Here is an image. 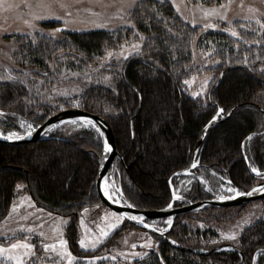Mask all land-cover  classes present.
<instances>
[{
  "label": "trees",
  "instance_id": "trees-1",
  "mask_svg": "<svg viewBox=\"0 0 264 264\" xmlns=\"http://www.w3.org/2000/svg\"><path fill=\"white\" fill-rule=\"evenodd\" d=\"M130 19L132 31L123 29L129 37L134 32L142 34L140 54L127 62L112 85L88 88L79 108L103 117L113 129L123 156L116 162L114 176L125 199L140 210L165 208L171 201L169 179L190 166L205 125L219 108L225 111L207 132L199 152L201 166L189 177L191 184L180 188L186 178H175L173 184L192 202L210 199L195 179L200 171L216 172L240 190H251L258 181L251 168L264 174V39L252 38L243 46L221 28L204 32L183 22L171 5L157 0L139 1ZM115 33L71 32L65 41H53L39 32L10 34V38L36 41L19 42L15 59L21 60V67L42 71L57 51L73 50L94 60L117 49L124 39L119 31ZM209 51V60H202ZM209 73L213 80L207 92L194 98L185 81ZM27 96V86L20 81L0 84L4 111L16 103L22 106L19 101ZM22 113L34 116L25 109ZM49 117L36 120L41 125ZM5 123L10 121L0 120ZM66 126L50 134L54 138L49 140L18 146L0 143V223L21 193L17 185H22L38 206L71 217L67 236L71 249L79 253V214L101 204L96 185L103 140L85 124L78 123L73 132ZM192 214L177 216L167 239L150 233L158 239L159 248H152V254L139 264H264V220L247 228L240 245L232 250L203 251L189 245L199 241V232L193 234L185 224Z\"/></svg>",
  "mask_w": 264,
  "mask_h": 264
},
{
  "label": "rangeland",
  "instance_id": "rangeland-1",
  "mask_svg": "<svg viewBox=\"0 0 264 264\" xmlns=\"http://www.w3.org/2000/svg\"><path fill=\"white\" fill-rule=\"evenodd\" d=\"M139 1L142 0H58L52 3L49 9L37 7V0H0V76L12 75L16 78L14 80L24 81L23 84L28 90V96L19 101L22 106L16 103L4 111L5 116H0V120L10 121L5 125L0 124V132L7 134L10 131H18L24 136L27 124L33 125V131L39 125L36 119L76 107L73 101H79L81 106V99L88 88L108 87L119 79L124 66L140 54L144 43V37L141 40L142 34L139 32H134L130 37L127 35V30L134 28L130 13ZM157 1L171 5L183 22L192 27L201 28L204 32L221 28L228 29L226 32L231 36H233L232 31L239 33V36H234V38L243 46L246 45L243 42L252 38L256 41L264 39V0ZM60 3L66 4L67 7H60ZM222 4L225 7L221 8ZM28 5L32 6L28 7ZM210 9H217L218 13L206 14ZM250 9L256 11H250ZM49 12L63 19L49 16ZM69 12L70 16L67 15ZM222 15H225L227 19H221ZM36 17L47 18L37 19ZM52 23L55 25L49 26ZM206 24H215L216 27H205ZM57 28H63V30L53 34V30ZM97 29L112 33L119 31L121 34L119 36L124 39L116 45L117 49L110 50L113 52L111 58L107 57V52L101 57L89 60L73 50L57 51L48 68L42 71L21 67L19 63L21 60L15 59L19 53V42L26 41L27 44L29 39L10 38V34L32 35L39 32L44 34V37L52 38L53 41H65L68 33ZM29 41L33 44L36 42L33 38ZM133 44H138L139 48L130 47ZM122 47L124 55H120ZM210 52L205 56L202 55V60H209ZM212 76L211 73L203 76L195 75L188 81V88L194 98L207 92V85L213 80ZM105 77H108L107 81ZM205 80L207 84L204 83ZM6 82L9 80H2L0 84ZM63 93H68V95ZM22 109L33 113L34 116L23 115ZM78 123L85 124L78 121L77 124L65 123L55 127L49 135L66 124L67 131H77ZM103 150L100 162L104 157ZM195 179L200 182L210 198H215L220 193L230 197L235 196L234 193L228 192L229 187L235 186L232 183L229 184L230 180L221 174L200 171V175ZM204 181L207 183L205 184ZM191 182V178L185 179L180 184V188L188 187ZM106 187L113 199L121 200L119 190L122 191V189L115 177L108 179ZM209 188L212 191H208ZM20 190L21 193L15 198L7 216L0 223V245L7 247L11 243H16L17 240L34 245L31 254L22 257L24 264H67L66 257L59 254L61 246L58 241L61 238L68 241V250L77 258L72 264H139L152 254V248H159L157 238L144 230L130 227V223L124 218L116 228L109 229L108 225L114 222L111 216L113 211L101 203L85 208L87 211L83 210L79 214L77 221L79 253H75L70 247L67 236L71 217H63L67 223H62L60 219L62 216L38 206L32 196L25 192L24 186L20 187ZM239 191L244 192L240 189ZM13 205H16L15 210H13ZM208 208L202 213H193L185 220V224L190 226L193 234L199 232V241H193L189 245L203 251L216 248L225 251L232 250L240 245L241 235L247 228L264 220V199L239 207ZM245 220L248 223H245ZM162 222L159 223L163 224ZM102 229L109 233L106 237L100 236ZM40 232L44 235L40 236ZM233 232L237 233L235 239H227L221 235ZM97 237H99V242L95 248L89 246L85 249L79 244L80 239H85V243L91 245ZM45 243L55 244V251L51 249L45 251L43 249ZM149 243L151 247L148 246ZM26 251L28 250L23 248L10 250L8 254L0 255V264H16L15 260L9 259L8 256L22 254ZM136 253L141 255L137 256Z\"/></svg>",
  "mask_w": 264,
  "mask_h": 264
},
{
  "label": "water",
  "instance_id": "water-1",
  "mask_svg": "<svg viewBox=\"0 0 264 264\" xmlns=\"http://www.w3.org/2000/svg\"><path fill=\"white\" fill-rule=\"evenodd\" d=\"M63 30V28H60ZM223 115V113L220 114V117ZM87 117L91 118L92 120L96 121L97 124L100 125V127L103 130L104 136L102 139L106 138L109 142V144L112 146V151L105 153L103 150L104 157L101 161L100 165V171H99V176L97 180V194L99 196L100 202L105 205L107 208L112 210L113 212L117 214L121 213H127L128 216L123 217L126 219L129 223L133 224L134 226L157 236H161L164 238H168V233L172 229L175 218L179 215H186L189 213H195L203 210L204 208L207 207H217V208H231V207H239L243 206L258 200L264 199V192L260 191H255L252 195H240V196H232L231 199L227 200H218L215 198H210L206 200H201L197 202H189L188 204L177 206V203L180 201H183L184 199L180 200H173L172 196V191L173 189L176 190L175 185L173 184V180L176 178L177 180H181L182 178H187L191 177L194 175L195 170H197L201 166V158L199 156V152L202 148V145L204 143V140L206 138L207 132L209 128L217 123L220 119L217 118L206 130L205 128L203 129L201 138L196 146L192 161L190 166H188L185 169H189V172H185V169L179 170L176 173L173 174V176L169 179V187L171 191V201L173 203L172 208H168L167 206L163 209L159 210H140L136 208L135 206H132L129 204L127 201L126 203L123 202H114L115 199H109L108 196L105 195V180L108 181L109 178H111V174L113 173V169L115 167L116 161L123 160V156L120 154L117 145H116V138L115 134L113 132V129L111 128L110 124L101 116L88 112L83 109L79 108H71V109H66L62 110L52 116H50L44 123L39 125L34 131H32L31 136H23L22 139H13V140H8L4 136H0V143L6 144V145H25L33 142H38V141H44V140H49L51 137L49 135L50 131H52L55 127H52V125H62L65 123H69V121L76 120L78 122H83L81 118ZM61 121H64V123H61ZM85 123V122H83ZM209 124V123H208ZM6 135V134H5ZM198 150V151H197ZM106 157V158H105ZM198 161L196 164V167H192V164ZM260 182L256 184L253 188H259V186L264 185V178H259ZM252 188V189H253ZM251 189V190H252ZM249 190L248 192H250ZM177 191V190H176ZM247 193V192H244ZM178 195L183 196L177 191ZM184 197V196H183ZM122 198H124V195L122 194ZM136 215V216H144L145 217V222L146 223H151L155 227H145L143 224H140L136 221H133L130 219V216ZM168 217L173 218V223L171 227L164 228L163 232L157 231L156 229H163L161 226L156 223L158 221L164 220L167 221ZM193 251V250H190Z\"/></svg>",
  "mask_w": 264,
  "mask_h": 264
},
{
  "label": "snow or ice",
  "instance_id": "snow-or-ice-1",
  "mask_svg": "<svg viewBox=\"0 0 264 264\" xmlns=\"http://www.w3.org/2000/svg\"><path fill=\"white\" fill-rule=\"evenodd\" d=\"M55 2H58V0H37V4L36 6L37 7H41V8H51V4L52 3H55ZM32 5H28V7H31ZM60 7H67L66 4L64 3H60ZM225 7L223 4L221 5V8ZM250 11H256L255 9H250ZM218 13V10L217 9H210L208 10V12L206 14L208 15H211V14H217ZM49 16H52V17H55V18H58V19H63V17H59V16H56L55 13H52V12H49L48 14ZM67 15H71V13H67ZM37 19H43V18H47V17H36ZM221 19H227V17L225 15H222L221 16ZM25 23H29L28 21H25ZM216 27L215 24H212V25H205V27ZM61 31V29L57 28V29H54L53 30V34L55 32H59ZM225 31H228V29H225ZM231 34L233 36H239V33L235 32V31H232ZM140 39L142 40L143 37L141 36ZM130 47H132L133 49H138L139 48V45L138 44H133V45H130ZM107 57L108 58H111L113 56V52L109 51L107 52ZM120 55H124V48L122 47L121 51H120ZM244 63H247V60L244 61ZM14 80L16 79L15 77H13L12 75H8L7 77H4V76H0V81L2 80ZM88 79H90V77H88ZM105 80L107 81L108 80V77H105ZM21 83H24V81H21ZM185 83H188V81H185ZM205 84H207V80H205L204 82ZM64 95H68V93H63ZM74 105L76 107H79L80 104H79V101H73ZM224 109L223 108H219L217 110V113L216 115H214L212 117V120L209 121V124L205 125V130L215 121L217 120V118L220 117V114L221 113H224ZM6 113L4 112V110L2 108H0V116H5ZM81 120L83 122H85V124L87 126H90L92 128H95V130L97 132L100 133V136L103 137L104 136V133H103V130L102 128L100 127L99 124H97L96 121L92 120L91 118H87V117H83L81 118ZM61 123H64V121H61ZM69 123H72V124H77V121L76 120H72V121H69ZM52 127H56V125H52ZM32 129H33V125L32 124H27V129L25 130L24 132V135L26 136H31L32 135ZM0 136H4L6 139L8 140H13V139H22L23 136L21 135L20 132L18 131H10L8 132L6 135L5 133L3 132H0ZM248 139L250 140L251 137H248ZM103 149H104V152L105 153H108L110 151H112V146L109 144L108 140L106 138L103 139ZM198 151V150H197ZM106 158V157H105ZM198 163V161H196L195 163L192 164V167H196V164ZM190 170L189 169H185V172H189ZM251 171L253 173H256L257 176H260L261 178H264V174H262L260 172L259 169L255 168V167H252L251 168ZM204 183L206 184L207 181H204ZM231 183V181H229V184ZM105 184L107 185V180H105ZM17 187H22V185H17ZM260 191V192H264V185H261L259 186V188H253L250 192H247V193H242L239 191V189H237L236 187H229L228 188V192L230 193H234L236 196H240V195H252L255 191ZM208 191H212L211 188L208 189ZM105 195L109 197V199H113V197L110 195L107 187H105ZM172 196H173V200H180V199H185V197L181 196V195H178L177 194V191L175 189H173L172 191ZM232 197L228 196V195H225L223 193H220L216 196V199L218 200H227V199H231ZM30 199V198H29ZM114 202H119L118 200H114ZM168 208H172L173 207V203L170 202L168 205H167ZM16 208V205H13V210H15ZM84 211L86 212L87 209H84ZM49 215H51V213H49ZM107 215V214H106ZM111 216L114 218V222L109 224L108 225V228L109 229H114L116 228L119 223L121 222L122 218L123 217H126L128 216L127 213H121V214H117L115 212L111 213ZM61 219V222L62 223H67L66 220H64L63 217L60 218ZM130 219L133 220V221H136L140 224H143L145 227H155L153 224L151 223H146L145 222V217L140 215V216H136V215H132L130 216ZM245 223H248L247 220L244 221ZM166 223L168 224L169 227L172 226V223H173V218L172 217H168ZM203 225H201L202 227ZM157 231H160V232H163L164 229H156ZM109 233L107 231H104L103 229L101 230V233H100V236H103V237H106ZM40 236H43L44 233L43 232H40L39 233ZM222 236H224L225 238L227 239H235L237 233L233 232V233H222L221 234ZM99 242V237H97L92 243L91 245L85 243V239H80L79 241V244L81 247L87 249L90 247L92 248H95L96 247V244ZM58 243L60 244L61 248H60V256L62 257H66L67 259V264H72V262L74 260H76L77 258L75 256L72 255L71 251L68 250L67 248V244H68V241L66 239H63L61 238ZM172 243H177V241L173 240ZM149 247H151V244L149 243L148 244ZM132 247H135V245H132ZM27 249L28 251L22 253V254H17V255H9L8 258L9 259H13L15 260L16 264H24V259L22 258L23 256H27V255H30L31 254V250L34 248V245L32 244H29V243H25V242H22V241H19L17 240L16 243H11L9 244L7 247H4L2 245H0V255H3V254H8L10 253V250H16V249ZM43 249L45 251H48L49 249L55 251L56 249V245L55 244H43ZM137 256H140L141 254L140 253H136ZM146 255V254H145ZM114 258V257H113Z\"/></svg>",
  "mask_w": 264,
  "mask_h": 264
},
{
  "label": "bare ground",
  "instance_id": "bare-ground-1",
  "mask_svg": "<svg viewBox=\"0 0 264 264\" xmlns=\"http://www.w3.org/2000/svg\"><path fill=\"white\" fill-rule=\"evenodd\" d=\"M182 179H183V178H182ZM178 181H179V180H178ZM105 187H106V186H105ZM200 201H201V200H200ZM127 202H128V201H127ZM189 202H192V201L185 200V203H186V204H188ZM196 202H197V201H196ZM128 203H129V202H128ZM129 204H130V203H129ZM131 205H132V204H131ZM132 206H133V205H132ZM207 208H208V207H207ZM204 209H206V208H204ZM204 209H203V210H204ZM201 211H202V210H201ZM195 213H196V212H195ZM189 214H190V213H189ZM141 230H142V229H141ZM160 237H161V236H160ZM163 238H164V237H163Z\"/></svg>",
  "mask_w": 264,
  "mask_h": 264
},
{
  "label": "flooded vegetation",
  "instance_id": "flooded-vegetation-1",
  "mask_svg": "<svg viewBox=\"0 0 264 264\" xmlns=\"http://www.w3.org/2000/svg\"><path fill=\"white\" fill-rule=\"evenodd\" d=\"M117 161H118V160H117ZM117 161H116V162H117ZM115 165H116V164H115ZM114 171H115V167H114V169H113V173L111 174V177H115V176H114ZM195 171H196V170H195ZM194 173H195V172H194ZM184 204H186V203H183L182 205H184ZM177 206H180V205L177 204Z\"/></svg>",
  "mask_w": 264,
  "mask_h": 264
}]
</instances>
